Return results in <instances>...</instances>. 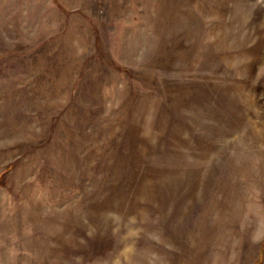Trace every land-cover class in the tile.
<instances>
[{
  "label": "rangeland",
  "instance_id": "374dc122",
  "mask_svg": "<svg viewBox=\"0 0 264 264\" xmlns=\"http://www.w3.org/2000/svg\"><path fill=\"white\" fill-rule=\"evenodd\" d=\"M0 264H264V0H0Z\"/></svg>",
  "mask_w": 264,
  "mask_h": 264
}]
</instances>
